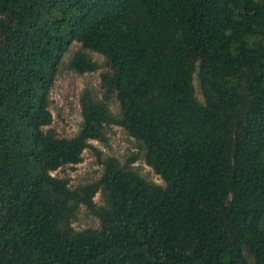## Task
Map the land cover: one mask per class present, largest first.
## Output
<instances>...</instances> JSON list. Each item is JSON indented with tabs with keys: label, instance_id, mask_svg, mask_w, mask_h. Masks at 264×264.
I'll return each instance as SVG.
<instances>
[{
	"label": "trees",
	"instance_id": "16d2710c",
	"mask_svg": "<svg viewBox=\"0 0 264 264\" xmlns=\"http://www.w3.org/2000/svg\"><path fill=\"white\" fill-rule=\"evenodd\" d=\"M72 45L99 90L64 138ZM110 127L137 145L124 164L91 144ZM87 150L98 180L53 175ZM81 208L98 228L73 227ZM0 264H264V0H0Z\"/></svg>",
	"mask_w": 264,
	"mask_h": 264
},
{
	"label": "rangeland",
	"instance_id": "374dc122",
	"mask_svg": "<svg viewBox=\"0 0 264 264\" xmlns=\"http://www.w3.org/2000/svg\"><path fill=\"white\" fill-rule=\"evenodd\" d=\"M79 49L77 45H72L64 56L63 65L60 67L55 84L50 92L49 110L53 116L52 128L60 137L71 138L79 131L82 119L79 105V97L84 89L91 90L95 95L99 90L100 71L90 74L79 75L66 69L69 58ZM92 59L103 68V60L95 54H90ZM103 70V69H102ZM198 90V86L196 85ZM111 112L114 116L119 115V109L116 104H112ZM108 138V146H104L99 142L91 144L99 149L102 153V159L108 157L116 158L121 164L131 154L138 152L137 145L133 139L119 127H110L106 129ZM134 171L147 182L163 185L159 177L147 167L143 159L138 160L133 165ZM103 172L96 157L90 150L83 154V162L75 167H66L53 175L68 178L72 187H77L98 180ZM94 201L102 204L100 195H97ZM73 227L82 231L89 228H98L99 222L91 216L84 208H81L73 223Z\"/></svg>",
	"mask_w": 264,
	"mask_h": 264
}]
</instances>
